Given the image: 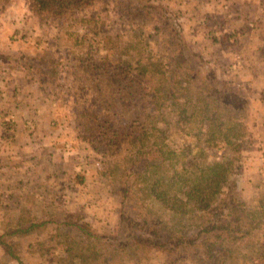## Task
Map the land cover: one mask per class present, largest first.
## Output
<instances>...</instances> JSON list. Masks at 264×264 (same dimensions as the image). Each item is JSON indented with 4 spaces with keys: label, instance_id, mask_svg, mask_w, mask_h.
<instances>
[{
    "label": "rangeland",
    "instance_id": "374dc122",
    "mask_svg": "<svg viewBox=\"0 0 264 264\" xmlns=\"http://www.w3.org/2000/svg\"><path fill=\"white\" fill-rule=\"evenodd\" d=\"M243 53L244 66L238 63ZM105 60L123 68L127 61L128 72L101 70ZM140 60L159 75L147 74L142 83L135 76ZM111 94L121 99L110 103ZM155 95L164 101L159 114ZM215 100L224 119L246 126L235 141L237 154L212 140L210 123L202 120ZM181 109L195 114L194 124L181 123ZM136 119L162 131L148 151L168 146L192 153L175 163L183 176L194 162L202 168L237 157L218 202L246 205L227 216L246 226L241 218L264 204V0H101L65 18H41L28 0H0V236L25 264H199L191 259L194 247L178 248L175 241L202 230L193 204L185 213L171 211L152 192L180 190V177L169 180L163 157L127 146L116 153L90 141L104 123L131 128ZM8 124L14 126L9 133ZM152 230L169 250L135 245L141 236L152 240ZM215 234L199 236L203 264H214L207 260L213 253L226 256L225 264H264L259 249H250L254 238L237 247ZM0 264H17L1 245Z\"/></svg>",
    "mask_w": 264,
    "mask_h": 264
},
{
    "label": "trees",
    "instance_id": "16d2710c",
    "mask_svg": "<svg viewBox=\"0 0 264 264\" xmlns=\"http://www.w3.org/2000/svg\"><path fill=\"white\" fill-rule=\"evenodd\" d=\"M98 1L101 0H28V4L29 9L41 18H65L69 15H73L79 10L92 9L96 5V3H98ZM143 62L144 61L142 60L136 62V64L138 65L135 74L136 78H141L140 81L142 82L143 80L147 79V74L150 76L159 75L157 71H154L150 67L145 66ZM121 64L125 65V68L120 67V65L118 66V64L115 65L113 63H110L109 60H105V64L101 66V70L111 71V68H114L117 70H121V74H124L129 68V64L127 61H123L121 62ZM92 69H96V71H99V68L97 66H93ZM228 94L229 97H231L232 94ZM113 95L114 94L110 95V103L115 102V99H121L120 97H116V95H114L113 99ZM213 102L214 104H208V107L211 106L214 109H206V112H204L202 116L203 121L210 123L209 126H207V129L209 130L208 134H211L212 140L214 141L221 139L224 145H226V147H228L233 154H237L240 145L235 141L242 138V135H244L242 133L246 129V126L241 121L236 122L237 120L234 119H224V115L222 114L223 106L219 104L218 100H215ZM110 103L109 105L111 106L112 104ZM163 103L164 101L161 96H153L152 104L156 105L157 107L154 110L156 113L159 114L160 106H162ZM228 105L230 107L235 106L232 102H229ZM185 111L186 110L184 109L177 110V115L181 123L186 126L194 124L195 114L188 112L190 116L187 117L184 115ZM151 118L152 117L150 115H147L146 121L149 122V119ZM143 121H139L138 119H136L134 121L133 127L131 128L130 126L123 128L115 124L104 123L102 126V130L97 131V134H92L90 141L97 142L104 148H107L108 146L113 147V150L116 153L122 152V149L127 146L128 148L137 150V155H154L156 159H158V155L160 154L163 157V161L168 164L167 171L171 175V177H169V180L172 181L173 179L180 177L181 183L179 184L180 190L178 191L165 192L164 190L157 188L152 190V192L156 194L155 198L160 203H162L163 206H166L167 209L171 211L180 212L184 210L182 213H185V210L188 209L189 205L193 204V209H190L191 213H195V215L197 216L196 220L200 223L198 228L200 229L202 227V230H199L197 232L196 237H193L189 240L184 237L175 238L176 247H194V252L197 253L196 256H192L191 259L195 263L203 264L205 260L201 258L202 244L199 243V236L201 233H218L213 237H215L217 240H223L226 242L228 241L229 243H232L237 247L238 245H242L254 238L257 244L253 247H250V249H259L257 255H260V257L264 256V204L261 206H257L258 211L250 210L246 212L247 218H241V221L246 223V226H243L240 222H237L235 225H233L232 222H228L227 216L236 211L237 208H245L246 205L241 202H237L236 200H231L229 202H218V197L223 193V186L226 185L229 181L232 165L234 164L233 162H236L238 158H235V156H233L234 158L232 162L230 158L228 160L229 164L225 165H223L224 161L221 163L206 162L202 168H196L194 162L192 164L191 173L187 177L183 176L176 170L175 163H177V160L181 155L186 159H189L190 157H192V153L185 148L180 151H174L168 146L165 150H158L155 153L153 150L148 151V148L152 147V139L161 136L162 131L159 130L157 126H153L151 129H147L144 126L140 127L141 125H143ZM185 129H183L184 134L186 133L185 136H191L188 133L187 129ZM11 130H14V126L8 124V126L5 127V131L9 133ZM207 146L209 145L207 144ZM200 151L201 154H204V151ZM201 154H193V156H198ZM183 165H186V162H184ZM123 197L126 199L128 195L124 194ZM224 206L228 208L227 210H225L226 212H221ZM44 225L45 222L40 224H32L27 228H19L18 230L13 232L12 235H25L33 230L39 229ZM257 228H259V230H256ZM78 230L81 232V234L88 238L93 236L91 230L85 225H78ZM254 232H259L260 236H258V234L254 235ZM150 235L153 237L152 240L143 238L141 236V238L137 239L135 245L144 251H148L151 249L169 250L168 248H166L165 244H161L156 241V236L158 234L155 230H152L150 232ZM258 237L263 238L262 242H260ZM0 245L4 248L10 258L17 264H25L19 252L17 251V248L14 245L9 244L5 240L3 235L0 236ZM257 245L259 247H255ZM208 247H211V245L208 244ZM214 255V253L209 254L207 260L210 262L213 261L214 264L226 263L225 258H223L226 256L214 258ZM94 259L95 257H93V260ZM96 259H98V257ZM208 261H206V263H208ZM93 262H95V260ZM107 263L109 262L106 261L104 264ZM112 264L114 263L112 262Z\"/></svg>",
    "mask_w": 264,
    "mask_h": 264
},
{
    "label": "crops",
    "instance_id": "0c3cea01",
    "mask_svg": "<svg viewBox=\"0 0 264 264\" xmlns=\"http://www.w3.org/2000/svg\"><path fill=\"white\" fill-rule=\"evenodd\" d=\"M252 12H255V13H257V15H260L259 14V11H262L261 9H260V7L258 8V7H256V6H253L252 8ZM247 46H244V48H247V51H250V48L251 49H254V47L252 46V44H246ZM244 54V56L242 55V59L240 58V62H238L240 65H246V60H245V58L247 57V58H249L248 57V54L246 53H243ZM223 61H225V62H230V58H224V60ZM242 74H243V72H242ZM244 75H246L247 77H250L249 76V74H247V73H245L244 72ZM240 78L243 80L244 78L242 77V76H240ZM245 80H247V79H245ZM252 172H253V170H252ZM251 172V173H252ZM249 176H250V173H249ZM247 179H245V181H246ZM246 189L248 188V186L246 185V187H245Z\"/></svg>",
    "mask_w": 264,
    "mask_h": 264
}]
</instances>
